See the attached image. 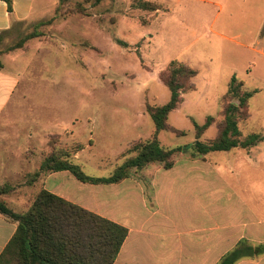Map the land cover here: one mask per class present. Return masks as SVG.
Instances as JSON below:
<instances>
[{
    "label": "rangeland",
    "instance_id": "obj_1",
    "mask_svg": "<svg viewBox=\"0 0 264 264\" xmlns=\"http://www.w3.org/2000/svg\"><path fill=\"white\" fill-rule=\"evenodd\" d=\"M144 2L155 6L146 9ZM161 2L66 0L57 11L59 0H51L42 17L0 34L3 53L30 34L36 37L20 49L37 40L44 44L39 50L31 47L22 61L31 64L25 72H36L39 85L19 88L15 104L0 111V133L13 134L8 142L17 149L14 168L20 171L12 181L17 194L27 192L34 198L43 188L47 174L30 188H25L30 179L24 176L38 170L53 147L65 150L87 175L108 177L127 150L153 137L155 123L147 107L170 100L171 91L161 74L174 60L198 71L193 80L196 90L184 94L169 115L173 131L160 132L162 146L193 144L195 123L203 125L209 116L214 123L200 140H213L224 118V96L233 75L244 82V91L253 93L250 117L239 123L242 138L264 136V0ZM76 4L84 7L74 8ZM253 148L207 155L244 198L264 197V156L261 162L245 156ZM189 159H193L190 153L176 154L175 164ZM142 170H133L134 178L142 179ZM67 180L68 188L85 184L73 176Z\"/></svg>",
    "mask_w": 264,
    "mask_h": 264
},
{
    "label": "crops",
    "instance_id": "obj_2",
    "mask_svg": "<svg viewBox=\"0 0 264 264\" xmlns=\"http://www.w3.org/2000/svg\"><path fill=\"white\" fill-rule=\"evenodd\" d=\"M50 3L51 0H13L10 13L6 2L0 0V34L42 17ZM43 45L37 40L25 49L12 50L1 57L11 64L8 66L2 60L0 111L15 104L19 88L29 90L39 85L36 72H25L31 64L25 66L22 61L31 47L39 50ZM3 136L0 133V186L17 180L20 171L14 168L17 149L8 142L13 140V134ZM259 145L250 154L245 153L250 161H262L264 149ZM256 152L257 155L252 154ZM207 155L200 156L207 159L204 162L191 155L193 159L178 162L171 169L149 165L142 170V179L132 175L118 184L75 183L68 188L67 179L72 177L69 172L49 173L43 179V188L128 228L129 235L114 264H218L243 239L253 244L264 242V197L240 196L235 184L224 180L213 164L214 159L211 156L208 159ZM209 174L217 179H207ZM30 187L26 184L25 188ZM17 193L6 200L14 212H24L33 197L27 192L22 196ZM22 200L25 203L20 206ZM25 206L26 209H21ZM17 227L18 222L0 213V255ZM238 264H264V255Z\"/></svg>",
    "mask_w": 264,
    "mask_h": 264
},
{
    "label": "trees",
    "instance_id": "obj_3",
    "mask_svg": "<svg viewBox=\"0 0 264 264\" xmlns=\"http://www.w3.org/2000/svg\"><path fill=\"white\" fill-rule=\"evenodd\" d=\"M6 2L8 11L13 13V0ZM66 0H59L58 10ZM144 8H153V4L144 2ZM84 6L76 4L74 8ZM83 10V9H82ZM62 12V10H61ZM36 35H28L14 49L25 47L28 40ZM12 49V50H14ZM11 51V50H10ZM0 51V68H3ZM198 71L179 61H171L161 74L162 82L170 89V100L161 106L147 107L155 123L152 138L140 140L123 155V162L108 177L87 175L80 165L69 160L65 150L53 147L46 155L38 170L24 177L34 186L43 174L67 171L78 181L92 185L118 184L136 172L151 164H162L171 169L176 162V154L191 153L192 156H204L212 152H227L236 148L249 150L264 141L260 134H250L244 139L239 123L247 120L250 110L249 100L253 93L244 91V82L233 75L229 89L224 96L223 120L219 123L218 135L204 142L200 138L214 123V117H207L203 125L195 123L197 140L191 145L173 149L162 146L159 140L161 131H173L168 124L169 115L183 101V95L196 90L194 78ZM18 187L7 182L0 186V213L10 216L18 222V227L0 255V264H114L122 246L129 235L128 228L91 212L79 205L41 188L27 210L14 212L6 198L16 193ZM264 255V242L253 244L241 240L228 251L218 264H238L245 259H256Z\"/></svg>",
    "mask_w": 264,
    "mask_h": 264
}]
</instances>
